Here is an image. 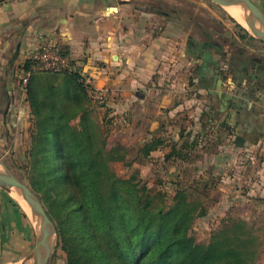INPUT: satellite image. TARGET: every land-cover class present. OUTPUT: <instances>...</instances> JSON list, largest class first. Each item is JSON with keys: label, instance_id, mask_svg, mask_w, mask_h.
Here are the masks:
<instances>
[{"label": "crops", "instance_id": "crops-1", "mask_svg": "<svg viewBox=\"0 0 264 264\" xmlns=\"http://www.w3.org/2000/svg\"><path fill=\"white\" fill-rule=\"evenodd\" d=\"M253 1L262 10L264 0ZM157 13L139 0L0 2L3 130L33 127L31 104L13 68L41 37L55 33L74 61L72 71L87 85L89 107L92 87L114 89L115 95L101 104L109 108L108 132L121 148H136L135 162L160 165L168 177L174 176L173 165L181 176L187 165H195L199 186L204 189L211 181L215 189L214 210L240 213L247 220L254 213L264 216V58L229 64L215 40L219 29L186 30L170 16L158 25ZM229 65L233 72L227 71ZM33 79H41L42 97L51 84L72 78L40 71ZM81 114L70 124H78ZM29 116L30 124H24ZM154 138L162 144L143 156L140 149ZM173 149L177 153L170 155ZM17 200L0 187V264H24L36 245L35 223Z\"/></svg>", "mask_w": 264, "mask_h": 264}, {"label": "trees", "instance_id": "trees-1", "mask_svg": "<svg viewBox=\"0 0 264 264\" xmlns=\"http://www.w3.org/2000/svg\"><path fill=\"white\" fill-rule=\"evenodd\" d=\"M64 72L72 79L63 89L51 84L42 97L35 72L27 99L34 115L31 179L49 203L47 213L69 264H253L257 251L249 240L254 241L253 230L245 221L233 219L210 243L198 244L188 233L197 205L186 198L184 189L177 190L168 205L167 194H152L138 175L123 178L115 173L110 163L126 161V150L107 149L105 130L90 118L87 85L78 72ZM50 91L63 97L53 94L51 99ZM80 111L78 124H70ZM160 144L162 140L154 138L140 153L148 156ZM175 153L173 149L170 155ZM43 183L50 185V197L38 186ZM62 191L67 192L64 198ZM86 244L93 251H87Z\"/></svg>", "mask_w": 264, "mask_h": 264}, {"label": "rangeland", "instance_id": "rangeland-1", "mask_svg": "<svg viewBox=\"0 0 264 264\" xmlns=\"http://www.w3.org/2000/svg\"><path fill=\"white\" fill-rule=\"evenodd\" d=\"M139 1H144L145 3L148 2L150 3V6H154L155 10L158 12L156 14V17L158 19V22L156 23L158 25H161L166 21L168 22V18L170 16L172 18V22L173 20L178 19L181 23L180 25L186 30H193L194 32L203 30L204 32L208 29H213L215 31L219 29V34L215 35V40L217 43L219 42L222 49H225L227 57L226 61H229V64L235 63L237 65L240 61L244 60V58L246 59V57L264 58V40L257 37L250 29H247L242 24H237L238 22L235 20V18H233L226 11L225 6L219 4L217 0ZM261 8L264 11V7ZM166 13L168 17H164V14ZM262 29H264V27H262ZM14 70L16 72V76H14L16 77L15 80H17L18 84H20L22 65H19V62L16 63L13 68V71ZM227 71L233 72V67L229 65L227 67ZM64 84L65 83L57 86H63ZM20 86L21 85H19V87ZM22 93L25 98H28V93ZM49 93L52 95L51 99H53L54 95L57 94L51 93V91ZM57 96L63 97V94L60 93L57 94ZM92 100L93 99L91 98L92 107H90L92 108V110L90 112V118L94 122V125H97L100 129H102V131L105 130V132H102V137L106 138L108 145L107 149H111L112 147H119L117 139L114 135H112V132H110L111 130H109L108 132L109 124L111 123V118L107 114V112L109 113V108L101 107V104ZM2 102L3 100L0 101V104H2ZM29 119L30 116L26 117L24 124L26 122L30 124ZM3 122L4 117L0 115V159L7 165V167L13 174H15L20 180L29 185V187L38 195L46 211L50 210L49 203H47L46 199H44L43 197V192L38 193L37 191H35L33 180L31 179L33 175H31V159L28 153H30L29 148L32 147V130H34V125L33 127H30L29 131H26V129H24V131L22 132H15L10 130H3ZM6 127L7 126L5 124V129ZM7 129L9 128L7 127ZM98 133L101 136L99 129ZM128 149V151L126 150V155H128L126 161H112L110 163L111 168L115 171L116 174L123 178H128L129 176L134 174L138 175L142 183L147 186L148 190L152 194L166 193V204L168 205L173 202L176 191L184 189V191H186L185 194L188 196L186 198H188L189 201L196 203L197 205V211L195 212L196 216L194 217V220L192 221L191 226L188 230L189 235L196 241V243L208 244L211 242V239L215 233L219 232V230L223 228H226L227 226H231V220H243L253 230L252 236L254 241L252 242V240L249 238L250 242L253 244V249H256L257 251V255L255 260L253 261V264H264V216L262 214L254 213L251 220H247L240 213L232 214L227 211L214 210V200L216 199V197L215 192L213 193L212 190L215 189H212L211 181L208 182L209 184L204 189L202 188V186H199V184H201L202 182L200 180L197 181L196 179L198 178L194 177L195 174L192 167H194L195 165H187L186 168L188 169V171L184 170L183 176H181L180 174L176 175L177 172L174 169L176 165H173L171 169L174 173V176L168 177L165 174L166 169H163V167L160 165L153 166L146 160H144L143 162L142 159H136L137 162H135L134 156L137 154L136 148ZM185 149L188 150V153H193V151L188 147H186ZM193 155H195V153H193ZM170 170L168 169L167 171ZM0 171H5V169L1 165ZM43 184L44 185L38 186L43 190L46 189L45 194L50 197L51 193L47 190L48 188H51L50 185H45V183ZM60 188V190L64 189L63 186H60ZM15 191L16 190L13 188L12 195ZM66 195L67 192H61V198L66 197ZM19 203L30 215L32 221H34L36 231L39 230L38 220L33 216L32 211L30 209H27L26 205H24L22 202ZM201 210L203 211L202 214L199 213ZM63 215L66 217V219L69 216L68 213H65ZM60 240V233L57 229V236H55L53 242V255L51 256L48 264H69V261L67 259L68 256L66 254L67 251L62 247V243ZM105 242L108 241L105 240ZM86 247L87 251H93L90 245H87ZM249 247L251 248L252 245L250 244ZM82 260H80L81 263L83 262ZM24 264H33V259L25 260Z\"/></svg>", "mask_w": 264, "mask_h": 264}, {"label": "water", "instance_id": "water-1", "mask_svg": "<svg viewBox=\"0 0 264 264\" xmlns=\"http://www.w3.org/2000/svg\"><path fill=\"white\" fill-rule=\"evenodd\" d=\"M218 3L225 6L242 5L247 11L245 19L256 27L260 38L264 40V31H261L264 27V12L253 0H218ZM0 165L5 169V171H0V187L10 192L14 188L20 192L30 202L32 214L38 220L39 230L36 231V245L27 259H33V264H48L53 255V242L57 236V227L47 213L41 199L29 185L13 174L1 159Z\"/></svg>", "mask_w": 264, "mask_h": 264}, {"label": "built area", "instance_id": "built-area-1", "mask_svg": "<svg viewBox=\"0 0 264 264\" xmlns=\"http://www.w3.org/2000/svg\"><path fill=\"white\" fill-rule=\"evenodd\" d=\"M20 85L24 93L32 75L37 71L64 72L74 69V61L67 50L61 45L55 33L41 37L38 47L30 50L22 61ZM110 86L92 87L91 96L99 104L106 102L115 95Z\"/></svg>", "mask_w": 264, "mask_h": 264}, {"label": "bare ground", "instance_id": "bare-ground-1", "mask_svg": "<svg viewBox=\"0 0 264 264\" xmlns=\"http://www.w3.org/2000/svg\"><path fill=\"white\" fill-rule=\"evenodd\" d=\"M218 1V0H217ZM225 6V5H223ZM226 11L235 18L240 24H242L247 29H250L257 37L260 38L256 27H254L250 22H248L245 18L247 15V11L245 8L238 4V5H228L225 6ZM261 31H264V29H261ZM13 195L15 196L18 201L22 202L24 205H26L27 209L31 210V204L30 202L20 193V192H14ZM32 211V210H31ZM30 211V212H31ZM32 215V214H31ZM14 264H22V263H14Z\"/></svg>", "mask_w": 264, "mask_h": 264}]
</instances>
